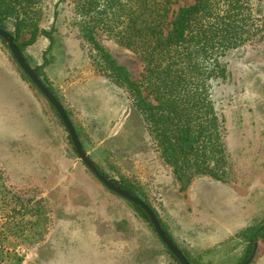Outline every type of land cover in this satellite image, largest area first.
I'll list each match as a JSON object with an SVG mask.
<instances>
[{"label":"rangeland","instance_id":"1","mask_svg":"<svg viewBox=\"0 0 264 264\" xmlns=\"http://www.w3.org/2000/svg\"><path fill=\"white\" fill-rule=\"evenodd\" d=\"M59 1L43 0L41 4L40 29L50 32L55 11L59 14L50 49L49 41L41 36L22 50L33 69L40 68L46 58L41 79L66 107L71 100L70 104H78L84 96L78 89L85 84L89 101L105 96L104 117L112 128L103 136L107 142L102 146L95 142L101 136L82 139L87 156L110 180L135 186L190 260L239 264L246 246L242 232L264 220V0L248 1L252 17L258 21V33L222 59L224 77L210 84L216 114L222 121L225 174L198 176L189 183L180 181L173 166L161 157L133 96L97 71L94 52L70 24L75 0ZM174 1V11L194 3ZM29 38L27 34L19 42ZM96 40L126 69L144 100L154 104L144 85L139 56L103 32H96ZM70 82L82 86L70 88ZM0 186V264H57V253L65 256L58 264H120L118 258L125 251L135 255L141 247L145 263L177 264L133 207L105 189L80 163L59 118L25 79L1 41ZM12 201L26 207L41 203L47 225L44 244L37 245L40 237L30 231L9 234L16 223L9 220ZM79 224L94 228L92 248L75 251L64 243L63 249L56 250L57 242L72 237L59 229L66 231ZM258 242L252 264H264V242ZM73 254L79 259L74 260Z\"/></svg>","mask_w":264,"mask_h":264},{"label":"trees","instance_id":"2","mask_svg":"<svg viewBox=\"0 0 264 264\" xmlns=\"http://www.w3.org/2000/svg\"><path fill=\"white\" fill-rule=\"evenodd\" d=\"M248 1L194 0L193 5L177 11L173 9L176 3L174 0L72 2L74 5L70 24L77 28L83 41L94 52V58L99 63L97 71L133 96L135 107L155 140L161 157L168 165L173 166L175 176L182 182L189 183L195 177L203 175L216 178L225 174L227 156L222 141V121L216 114L210 84L213 80L224 77L222 59L229 52L248 43L258 33V21L252 17ZM65 2L66 0L59 1L60 4ZM42 3L43 0H0V30L14 39L27 64L22 46L35 43L42 36L49 41L50 49L52 34L56 30L59 15L56 11L51 31L40 29L38 20ZM98 31L111 36L139 56L145 71L144 85L154 104H148L144 100L130 81L126 69L118 66L101 48L96 40ZM27 34L30 36L29 40L20 43L19 40ZM0 41L6 45L1 39ZM44 60L40 68L31 69L59 102L55 93L41 79L42 68L47 65L45 57ZM23 76L30 83L24 74ZM56 116L58 117L57 114ZM94 165L103 177L143 201L154 213L133 184L110 180L95 163ZM130 205L155 234L145 213L137 206ZM9 212V220L16 222L13 230L9 229V234L15 236L31 227V218H34L38 210L36 207H26L14 202ZM154 215L167 238L176 246L158 216ZM241 235L246 246L239 264L249 258L255 242H264V220L261 225L246 228ZM156 238L158 245L177 263L157 236ZM181 253L190 264H196L188 255ZM135 257L139 260L144 257V253H138Z\"/></svg>","mask_w":264,"mask_h":264},{"label":"crops","instance_id":"3","mask_svg":"<svg viewBox=\"0 0 264 264\" xmlns=\"http://www.w3.org/2000/svg\"><path fill=\"white\" fill-rule=\"evenodd\" d=\"M74 85L82 86V84L77 83V82H70L69 83L70 88H72V86H74ZM78 90L80 91V93L79 92H75V93H79L80 95H84V96L79 100L77 105L75 103H74L75 106H74V104H70L72 102V100L70 101V99H72V97L71 98L69 97V101H70L69 107H66L62 103H60V104L63 107L65 113L67 114V116H68L72 126L74 127L76 133L78 134L77 136L79 138V141L81 143L83 151L86 154V150L83 146L82 139L84 138L85 140L86 139L91 140L90 137H92V136H93V138H95V136H97V137L101 136L98 138V140L95 139V142L98 146H102L107 142L106 139L108 136V132L110 131L112 126L110 127L111 123H110V125H107V123L109 124V122L105 121V117H104V107H105L104 97L105 96L99 98V101L97 99H94L93 101H89V94L87 92L86 84H85V86L80 87ZM104 135H107V136L103 137ZM114 196H116V195H114ZM118 198H120V197H118ZM40 200L41 199H39L36 202L38 203V202H40ZM40 204L39 205L38 204L32 205V207L37 208L38 213H36L34 215V218H31V220H32L31 227L29 229H26L23 231V232L30 231V232H33V233L39 235L40 239H39V241H37L38 242L37 245L44 244V242H42L43 234L47 230V225L44 223V216H45L44 211H43L44 209L42 208V205H40ZM37 228L40 229L39 232L36 231ZM15 229L16 228H14V230ZM64 229H65L64 227L60 228L59 232H61V234L67 232V233L71 234L72 237L69 239L70 241H66L64 239H61V243L56 241L57 242L56 243L57 245L55 247L56 250L63 249V247H65L64 243L65 244H71L70 248L75 250V251L76 250L81 251L84 249L89 250L90 248H92V246L91 247L89 246L90 244L94 243V239L92 236L95 233V231H94V228L92 226L79 224L77 228L67 227L66 231ZM23 232H19V233H23ZM15 236H16V234H15ZM62 242H63V244H62ZM138 252L140 253V255L143 254L142 247L140 248V251H138ZM62 254L57 253L56 259H55L57 264H58V260L60 258H62V256H63ZM128 254L129 253L127 251H125V254L123 256L120 255V256H122L121 257L122 259L118 258L120 260V264H128V262L130 264H150L148 262L145 263V260L143 257H141L139 260H138V258L135 257L138 254L137 250L135 252V255L134 254L128 255ZM63 257H65V256H63ZM73 259L74 260L79 259V255L76 256L73 254ZM114 261H116V260L114 259ZM72 264H94V262H89V261L88 262H79V261H77L76 263L72 262ZM116 264H117V261H116Z\"/></svg>","mask_w":264,"mask_h":264},{"label":"water","instance_id":"4","mask_svg":"<svg viewBox=\"0 0 264 264\" xmlns=\"http://www.w3.org/2000/svg\"><path fill=\"white\" fill-rule=\"evenodd\" d=\"M0 39L4 41V43L6 44V47L10 52L13 60L17 64L18 68L22 71V73L27 77L30 83L35 87V89H37V91L42 95V97L47 101V103L58 115L64 129L67 132V135L73 146L74 152L78 157L80 163L105 189H107L112 194L120 197L124 201L134 206H137L145 213V215L149 220L150 225L153 227L156 236L165 246V248L169 251V253L174 257V259L177 261L178 264H190L187 261V259L183 256L181 251L167 238L166 234L164 233L156 216L151 211V209L143 201L132 196L128 192L123 191L119 187L113 185L111 181H109L99 173L94 163L89 159V157L83 151L77 133L74 127L72 126L63 107L55 99V97L51 94V92L41 83L37 75L34 73L33 69H31V67L25 62L19 49L14 43V39L7 32L3 30H0ZM258 244H259L258 241L254 243L252 253L250 254L249 258L242 264H252L254 262L258 250Z\"/></svg>","mask_w":264,"mask_h":264}]
</instances>
